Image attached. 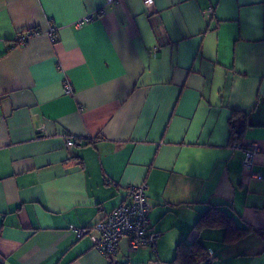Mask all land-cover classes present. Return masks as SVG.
<instances>
[{"label":"crops","instance_id":"obj_1","mask_svg":"<svg viewBox=\"0 0 264 264\" xmlns=\"http://www.w3.org/2000/svg\"><path fill=\"white\" fill-rule=\"evenodd\" d=\"M152 2L0 0V264H176L180 242L264 264V0ZM140 183L154 248L77 237ZM210 204L261 233L199 230Z\"/></svg>","mask_w":264,"mask_h":264},{"label":"built area","instance_id":"obj_2","mask_svg":"<svg viewBox=\"0 0 264 264\" xmlns=\"http://www.w3.org/2000/svg\"><path fill=\"white\" fill-rule=\"evenodd\" d=\"M111 2L112 0H106ZM146 8L152 7V0H143ZM92 15H88L85 19H92ZM81 24L82 21L77 22ZM33 34H37L34 29L29 32H21L17 37V45L24 44ZM51 41L55 40L56 27L51 26L47 32ZM65 93H71L72 87L68 83L64 84ZM67 144L73 145L72 138H67ZM257 147L244 148L243 164L250 167L254 153ZM147 184L140 183L138 185L129 186L127 188L128 201L115 207L112 211L107 213L96 222L92 229L84 227H74L73 230L77 237L93 231L94 234L90 236L93 247L100 253L106 256L115 255L117 252V244L121 238L126 237L131 249H138L142 246H149L154 248L160 238V233L156 232L151 227L150 211L151 205L146 195ZM206 257L202 264H214L215 253L212 250H207Z\"/></svg>","mask_w":264,"mask_h":264},{"label":"trees","instance_id":"obj_3","mask_svg":"<svg viewBox=\"0 0 264 264\" xmlns=\"http://www.w3.org/2000/svg\"><path fill=\"white\" fill-rule=\"evenodd\" d=\"M228 127L230 133L229 143L234 145L239 143L246 127L244 115L239 111H233L228 119ZM196 226L199 230L203 228H221L224 232V243L236 242L251 232L261 233L250 226L237 227L232 218L216 204H210L207 207V210L199 217ZM206 252L199 242L189 244L180 242L176 249L174 262L176 264H199L206 257Z\"/></svg>","mask_w":264,"mask_h":264}]
</instances>
